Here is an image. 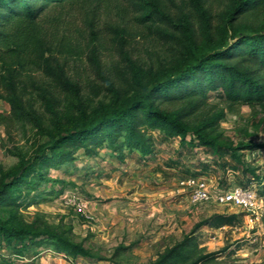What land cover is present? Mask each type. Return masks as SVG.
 <instances>
[{"label":"rangeland","instance_id":"rangeland-1","mask_svg":"<svg viewBox=\"0 0 264 264\" xmlns=\"http://www.w3.org/2000/svg\"><path fill=\"white\" fill-rule=\"evenodd\" d=\"M158 1L175 21L181 12L192 11L188 0ZM227 1L202 0L214 15ZM133 14L124 0H89L81 7L65 4L47 11L42 24L57 35L53 50L66 59L68 76L78 83L79 92H65L33 69L24 89L19 87L18 111L0 98V169L14 167L17 153L31 157L47 141L40 135L39 126L51 128L52 115L36 86L44 87L53 107L68 117L76 114L79 100L89 109L108 102L111 94L105 80L128 90L127 82L133 75L145 79L176 70L184 48L168 34L173 29L159 23L145 26L136 22ZM197 26L201 40L206 42ZM221 35L218 32L215 37ZM220 111L224 117L214 134L221 142L250 141L264 146L262 112L245 104H230L212 94L200 116L206 118ZM152 134L154 153L146 162H140L136 155H126L121 162L107 148L93 157L79 151L74 161L50 169L51 181L35 190L23 188L18 207L0 204V217H7L12 210L23 224L42 221L56 226L70 239L81 242L92 258L72 262L48 245L27 246L19 252L18 244H0V264H148L189 234L197 223L216 213L240 215L233 225H200L195 229L204 252L214 253L200 264H264V205L260 197L263 206L258 209V217L250 220L237 207L211 202L191 204L180 184L197 173L219 186H250L258 191L260 186L245 165L254 168L255 174L264 175V147L238 151L242 166L225 155L228 165L223 168L207 148L187 145L191 135L182 145L179 138L164 140L158 132ZM232 165L238 167L233 169ZM75 198L88 202L86 215L70 204Z\"/></svg>","mask_w":264,"mask_h":264},{"label":"trees","instance_id":"trees-1","mask_svg":"<svg viewBox=\"0 0 264 264\" xmlns=\"http://www.w3.org/2000/svg\"><path fill=\"white\" fill-rule=\"evenodd\" d=\"M88 1L0 0V98L13 110L21 108L18 90L20 86L24 89L33 69L49 77L57 88L78 94L79 85L68 76L66 59L53 50L57 35L42 24V18L49 9L65 4L81 7ZM124 1L136 22L145 26L159 23L173 29L168 34L184 48L176 70L145 79L133 75L127 82L128 90L105 80L111 94L109 101L89 109L79 100L76 114L68 117L53 107L44 87L36 86L52 115L53 126H39L40 135L46 136L47 141L31 157L17 153L14 167L7 171L0 169L1 205L18 207L23 188L31 191L51 181L50 169L74 161L79 151L93 157L101 148H107L121 162L126 155H136L140 162H146L154 153L153 132L164 140L179 138L182 145L207 148L223 168L228 165L225 155L242 166L238 151L264 147L250 141L225 144L214 134L224 113L200 116L212 94L264 114V0H228L215 15L202 0H188L193 12H181L177 21L158 0ZM197 22L209 44L201 40ZM90 32L95 33L92 28ZM218 32L222 35L216 38ZM188 135L191 138L185 143ZM245 168L254 174L264 205V175L255 174V169L247 164ZM206 169L204 166L205 173ZM239 215L212 214L148 264L204 262L214 253L204 252L195 229L200 225L212 228L233 225ZM0 244L3 247L18 244L19 252L27 246L48 245L72 262L93 257L81 242L70 239L58 227L42 221L23 224L12 210L7 217H0Z\"/></svg>","mask_w":264,"mask_h":264},{"label":"built area","instance_id":"built-area-1","mask_svg":"<svg viewBox=\"0 0 264 264\" xmlns=\"http://www.w3.org/2000/svg\"><path fill=\"white\" fill-rule=\"evenodd\" d=\"M182 191L187 194V199L191 204L214 203L225 208L237 207L250 220L258 217V209L262 203L258 191L250 186L226 185L219 186L214 184L211 178L201 176H190L182 179ZM70 204L79 213L86 215L88 202L73 199ZM263 206V205H261Z\"/></svg>","mask_w":264,"mask_h":264}]
</instances>
